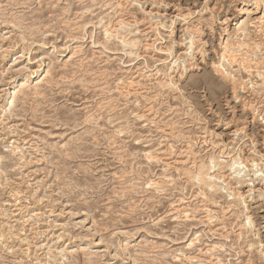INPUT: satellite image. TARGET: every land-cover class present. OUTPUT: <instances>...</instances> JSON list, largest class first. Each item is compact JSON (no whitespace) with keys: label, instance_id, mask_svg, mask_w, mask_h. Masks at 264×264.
<instances>
[{"label":"rangeland","instance_id":"obj_1","mask_svg":"<svg viewBox=\"0 0 264 264\" xmlns=\"http://www.w3.org/2000/svg\"><path fill=\"white\" fill-rule=\"evenodd\" d=\"M0 264H264V0H0Z\"/></svg>","mask_w":264,"mask_h":264},{"label":"bare ground","instance_id":"obj_2","mask_svg":"<svg viewBox=\"0 0 264 264\" xmlns=\"http://www.w3.org/2000/svg\"><path fill=\"white\" fill-rule=\"evenodd\" d=\"M121 24H122V23H121ZM191 43H192V42H191ZM192 44H193V43H192ZM193 47H194V46H193ZM130 48H131V47H130ZM191 48H192V47H191ZM189 49H190V46H189ZM189 49H188V50H189ZM190 50H191V49H190ZM223 53H224V52H223ZM227 56H228V55H227ZM222 57H223V56H222ZM226 58H227V57H226ZM221 66H222V65H221ZM221 66H220V67H221ZM217 68H219V66H218ZM12 103H13V102H12ZM5 105H6V104H5ZM21 153H22V152H21ZM211 162H212V160H211ZM211 164H212V163H211ZM233 165L235 166V165H238V164H237V162H234ZM197 173H198V172H197ZM201 173H202V172H201ZM200 175H201V174H200ZM203 175H204V174H203ZM193 177H195V176H193ZM211 177H212V176H211ZM204 179H205V178H204ZM221 179H223V178H221ZM202 180H203V179H202ZM207 184H208V183H207ZM247 221H248V220H247Z\"/></svg>","mask_w":264,"mask_h":264}]
</instances>
